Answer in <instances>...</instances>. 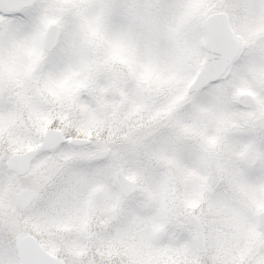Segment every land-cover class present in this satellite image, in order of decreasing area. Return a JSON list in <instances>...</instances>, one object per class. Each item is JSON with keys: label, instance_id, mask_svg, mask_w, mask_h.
<instances>
[{"label": "snow or ice", "instance_id": "obj_1", "mask_svg": "<svg viewBox=\"0 0 264 264\" xmlns=\"http://www.w3.org/2000/svg\"><path fill=\"white\" fill-rule=\"evenodd\" d=\"M0 264H264V0H0Z\"/></svg>", "mask_w": 264, "mask_h": 264}]
</instances>
